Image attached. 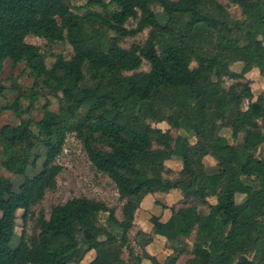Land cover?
I'll list each match as a JSON object with an SVG mask.
<instances>
[{
    "label": "trees",
    "instance_id": "trees-1",
    "mask_svg": "<svg viewBox=\"0 0 264 264\" xmlns=\"http://www.w3.org/2000/svg\"><path fill=\"white\" fill-rule=\"evenodd\" d=\"M67 1L0 0V74L6 59L25 61L36 84L64 94L60 112L44 105L36 122L42 145H62L66 133H76L89 161L111 179L121 201L141 190L179 189L183 205L171 208L164 223L153 221L171 243L168 264H176L187 249L178 245L193 232L187 264H264V91L254 97L234 84L223 85V78H244L252 68L264 78V0H227L245 16L237 22L217 0H108L102 2L104 13L83 15L72 12ZM152 4L162 8L163 23ZM129 19L137 20L135 28L126 27ZM145 28L150 30L143 45H119L117 36H133ZM105 29L117 36H108ZM27 35L49 43L66 38L72 54L56 55L48 67L40 47L25 41ZM244 58L249 61L239 71L231 68ZM143 59L149 69L138 71ZM168 99L178 104L170 113L163 106ZM245 99L247 120L234 129L231 119ZM222 101L226 111L217 118ZM83 107L85 116L78 117ZM145 120L164 121L169 129L143 132ZM226 128L233 139L247 132L241 143L233 144L221 134ZM171 129L191 131L195 142L174 136ZM36 137L29 120L0 129L2 165L23 176L15 190L0 174V264H22V252L28 264L80 263L90 250L96 260L120 256L129 248L126 226L113 207L85 196L53 206L47 219L39 218L37 236H21L17 246L11 245L16 212L22 210L26 219L33 193L46 188L43 179L54 158L47 153L41 171L27 175L40 157L32 152ZM160 153L163 160L180 159L177 178L158 161ZM191 191L195 196H189ZM237 194L243 196L239 201ZM209 197L216 204H210ZM100 213L106 214V224L99 223ZM247 252H253L252 258ZM144 253L142 258L160 264Z\"/></svg>",
    "mask_w": 264,
    "mask_h": 264
},
{
    "label": "rangeland",
    "instance_id": "rangeland-1",
    "mask_svg": "<svg viewBox=\"0 0 264 264\" xmlns=\"http://www.w3.org/2000/svg\"><path fill=\"white\" fill-rule=\"evenodd\" d=\"M108 0H68L67 3L70 10L76 14L83 15L88 11L104 13L102 2H107ZM226 8L229 14L230 20L233 22L243 21L245 19L241 8L228 2L227 0H217ZM113 8V6H108V9ZM152 10L156 13L158 20L163 23L164 17L162 14V8L158 4L151 5ZM137 20L129 19L126 22V27L128 29L136 27ZM150 28H145L143 31L126 37H119L112 30H107L106 34L108 36H117L119 45L123 48H129L133 44L143 45L148 37V32ZM25 41L31 44L38 45L41 52L44 54L45 63L48 67L54 62L55 56L61 54L65 58H69L72 54V49L66 38L60 42L49 43L43 38L36 37L34 35H27ZM242 43V42H241ZM264 44V41H263ZM249 60L244 58L240 60L239 64L244 65ZM195 64L192 63L191 66ZM149 69V63L143 59L138 71H147ZM224 86H229L234 84L236 89L242 94L249 91V82L246 78H240L232 80L230 78H223ZM261 84V83H260ZM0 86L2 87V92L0 93V129L3 125H18L22 121H30L31 130L37 135L36 144L32 149V152H38L40 157L36 164L29 167L27 175L32 176L33 174L41 171L42 163L47 159V153H53L54 158L52 159L49 168L47 169L44 176V183L46 188L43 191H38L33 193L31 197L30 211L28 212L26 219H23L22 210L16 212L15 226H14V237L11 241L12 246H17L20 241V237L23 236L24 240H29L32 237L37 236L39 232L38 220L40 217L48 218L50 211L53 206L57 204L64 203L72 197L85 196L90 199L104 201L110 207L115 209V214L119 213V217L124 221V225L128 231V247H124L121 255H114L110 257L107 261L96 260L95 253L87 254L81 260L80 263H69V264H140L144 258V246L147 245V240L149 242L154 238H147V234L137 231L132 228L129 221L130 219L126 215L130 214L120 212L123 211L122 203L119 200L116 187L111 179L103 172L98 171L89 161L84 149L82 142L77 137L76 133L69 132L66 133L65 139L62 145L50 144L49 146H43L40 139L41 137L37 134L36 122L40 120L43 115V106L47 105L48 109L56 113L60 112V108L63 106L62 96L63 93H54L50 89L43 86L41 83H35V78L32 75L30 69L28 68L25 61H21L17 64L12 63L10 60L6 59L3 62L2 71L0 74ZM185 97H183L184 99ZM177 103L168 99L163 102L164 108L168 113L172 112L177 108ZM242 109L239 113H235V116L231 119V124L234 129H240L245 124L247 118L243 112L247 108L246 100L243 101L241 105ZM226 111V103L222 101L219 105L217 118L221 117ZM86 108L83 107L78 110V117H84ZM166 123V122H165ZM156 126L157 123L150 120H145L141 123L140 127L143 132H148L152 126ZM162 127L166 125H160ZM172 134L176 135L178 131L172 129ZM228 129L223 130L225 135L229 136ZM246 129L239 132L236 140H232L228 137V140L234 143L242 142V138L246 134ZM250 135V133H248ZM3 146L0 142V174L9 178L13 183L14 189L17 190L20 183L23 180L22 175L14 174L7 171L2 162L5 158L3 152ZM261 156V153H260ZM158 161L163 163V154L160 153L157 157ZM179 162L181 161H171V172L169 176L171 178H177ZM206 164L211 165L210 162L206 161ZM208 169H212L208 167ZM212 171V170H211ZM206 178V176L204 177ZM189 196H195L194 192H189ZM237 201L241 199V196H237ZM197 203L200 199L195 200ZM208 202L213 205L216 204V199L214 197H209ZM176 205V204H175ZM183 205V201L177 204V208ZM175 208V207H174ZM176 209V208H175ZM216 211H212V215H216ZM99 223L106 224V214L100 213ZM158 229V226L156 227ZM155 233V232H154ZM156 234H160L156 232ZM107 237L114 241V239L107 233ZM195 232H193L189 237L184 238L182 245H186V251L182 252L176 264H187L188 260L192 257V247L195 242ZM171 243L167 241L164 243L166 248H169ZM159 241H155L152 250H158L156 246H161ZM147 250V249H146ZM141 256V257H140ZM246 256L252 258L253 252H247ZM27 253L22 252L19 255V260L22 264H28ZM139 258H142L141 260ZM145 264V263H144ZM147 264H152L147 261ZM168 264V260L165 261Z\"/></svg>",
    "mask_w": 264,
    "mask_h": 264
},
{
    "label": "crops",
    "instance_id": "crops-1",
    "mask_svg": "<svg viewBox=\"0 0 264 264\" xmlns=\"http://www.w3.org/2000/svg\"><path fill=\"white\" fill-rule=\"evenodd\" d=\"M239 63L240 61L235 63L233 66H231V68L234 67L235 70L239 71L242 67V64ZM244 78L248 79L249 82L248 84L250 87L249 91L254 95V97H256L260 92L264 91V78L260 75L258 69L252 68L251 70H249L244 74ZM245 100L248 103V100L247 99ZM160 125H166V126L162 127ZM152 127H158L162 131L169 129V125L164 121L157 123L156 126L154 125ZM226 129H228L229 131L228 132L229 136L223 133V130L225 129L221 130V134L224 135L225 137L227 136L230 137L232 140H236L231 137L230 128H226ZM175 130L178 131L177 134L181 136H187L191 144L195 142V136L191 131H186L184 129H175ZM229 142L236 144L230 140ZM261 148H263L264 151V146H261ZM204 159H207L211 163H214L213 158H211L210 156H206ZM171 161L178 162L180 161V159L173 158V159L165 160L164 165L167 167H171L170 166ZM181 168H182V163L179 162V168H177L178 171H180ZM239 195L241 196V198L243 197L241 194H237V196ZM181 200H183V194L179 189H172L169 192H154V193L141 190L138 193V195L128 200H123L122 203L123 208L121 209H123V211L121 210L120 212L127 213L128 211H130V214L126 215V217L130 219L129 223L131 227L135 228L137 231H140L141 233L147 234V238H149V236L154 237L150 242L149 239L147 240V245L144 246L147 250L146 249L144 250L151 256L155 257L160 264H162L165 261L166 257L171 254L172 250L164 246V243L166 242L164 236H162L161 234L155 235V233L158 231L157 229H155L153 225V221H155V223L156 222L164 223L165 221H167L172 215L171 208L175 207L177 209V204H179ZM209 203L212 204L211 202ZM118 215L119 213L117 214V218L123 221L122 218H120ZM155 241H159V243L162 244L161 246H156L158 250L155 249L152 250V246ZM93 252L95 253L94 250H90L86 253V255L91 254ZM147 261L149 260L144 258L140 264H144V263L147 264Z\"/></svg>",
    "mask_w": 264,
    "mask_h": 264
}]
</instances>
